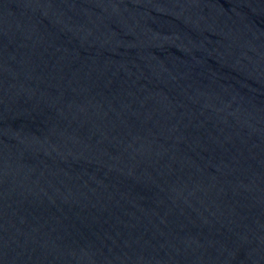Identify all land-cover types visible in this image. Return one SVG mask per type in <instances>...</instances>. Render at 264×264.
<instances>
[{
  "label": "water",
  "instance_id": "95a60500",
  "mask_svg": "<svg viewBox=\"0 0 264 264\" xmlns=\"http://www.w3.org/2000/svg\"><path fill=\"white\" fill-rule=\"evenodd\" d=\"M0 264H264V0H0Z\"/></svg>",
  "mask_w": 264,
  "mask_h": 264
}]
</instances>
